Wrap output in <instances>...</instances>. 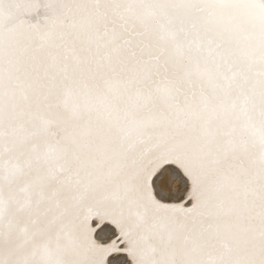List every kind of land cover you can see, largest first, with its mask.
Here are the masks:
<instances>
[{"label": "snow or ice", "instance_id": "1", "mask_svg": "<svg viewBox=\"0 0 264 264\" xmlns=\"http://www.w3.org/2000/svg\"><path fill=\"white\" fill-rule=\"evenodd\" d=\"M0 264H264V0H0Z\"/></svg>", "mask_w": 264, "mask_h": 264}]
</instances>
